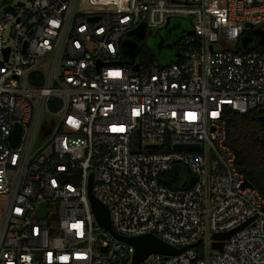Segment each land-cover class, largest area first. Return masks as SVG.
Returning <instances> with one entry per match:
<instances>
[{"label":"built area","instance_id":"obj_1","mask_svg":"<svg viewBox=\"0 0 264 264\" xmlns=\"http://www.w3.org/2000/svg\"><path fill=\"white\" fill-rule=\"evenodd\" d=\"M173 20L193 30L173 47L177 63L124 55L130 32ZM262 26L264 0H0V264H131L90 188L119 236L201 241L140 264H264V198L237 169L225 119L264 110V52L244 49ZM177 166L191 178L173 191L162 177ZM207 238L223 243L208 259Z\"/></svg>","mask_w":264,"mask_h":264},{"label":"trees","instance_id":"obj_2","mask_svg":"<svg viewBox=\"0 0 264 264\" xmlns=\"http://www.w3.org/2000/svg\"><path fill=\"white\" fill-rule=\"evenodd\" d=\"M173 21L171 28L175 29L179 27L178 31L181 35L183 33H193L190 21ZM255 51L264 52V47L255 48ZM172 55L170 61L164 64H156L167 66L177 63L178 60L174 50ZM157 57L161 58V55L156 56L155 54L146 53L141 48L134 61L139 65H149L154 64L155 60L158 59ZM225 119L227 124V141L236 154L237 169L264 198V123L261 120V114L257 110H252L247 115H240L230 109H226ZM182 174L190 177L186 168L177 166L173 174L162 177V182L173 191L181 190Z\"/></svg>","mask_w":264,"mask_h":264},{"label":"water","instance_id":"obj_3","mask_svg":"<svg viewBox=\"0 0 264 264\" xmlns=\"http://www.w3.org/2000/svg\"><path fill=\"white\" fill-rule=\"evenodd\" d=\"M170 26L169 24L162 30V31H169ZM153 33H150V35ZM130 36L135 38V41L132 40H126L123 43V48H124V55L130 59L134 60L136 55L139 53L140 48H139V43L143 42L147 39V31L145 24H142L139 26L137 29L134 31L130 32ZM163 42H160L159 45L161 46ZM254 48V43L253 40L250 36H247L244 38V49L246 50H251ZM168 49H172V46H168ZM9 50L7 51L6 58L8 57ZM137 70V66L134 68ZM259 114L263 115L264 110H260ZM261 120L264 123V116H261ZM20 135H21V127L19 125L16 126V132L11 136V143L13 147H17L19 144L20 140ZM147 149H157L156 146H149ZM175 150H190V149H199V146H175ZM92 182V178H91ZM248 185H250L248 183ZM90 197L92 200V206H93V211L96 215V219L98 224L105 230H107L109 233H111L116 240L121 241L123 243H126L134 248V254L132 258L131 264H140L143 262L145 259H147L150 255L152 254H160L164 256H177L181 253H183L185 250L189 248H196L201 244V241L198 243L192 245L189 248H184V249H175L160 239H158L155 236L152 235H145V236H140V237H134V238H126L119 236L115 234V232L112 230L111 223H110V215L108 209L100 204L98 201H96L92 195H91V188H90ZM45 209V205L42 207L41 212H43ZM44 217V216H42ZM247 224L243 225L241 228L236 229L235 231H232L230 233L226 234H221V235H215L213 237L214 240L217 241H225L229 239L232 235L237 233L239 230L244 228ZM213 243L212 247L213 249L218 250L219 252H222L223 250V243Z\"/></svg>","mask_w":264,"mask_h":264},{"label":"rangeland","instance_id":"obj_4","mask_svg":"<svg viewBox=\"0 0 264 264\" xmlns=\"http://www.w3.org/2000/svg\"><path fill=\"white\" fill-rule=\"evenodd\" d=\"M16 1H20L21 3L26 4V6L29 7L31 2L34 0H16ZM173 23H174V21H173ZM252 31H254V30H252ZM150 32H152V31L150 30L148 32L147 39L145 41L139 43V48H140V50L142 48L146 53L155 54L156 56H158L157 52L154 51V49H153L154 44L152 42V38L150 37L151 36ZM172 54H173L172 50L164 49L162 54H161V58L157 57L158 59L155 60V63L164 64V63L170 61L172 56H173ZM49 120H50L49 115H46V117L44 119V121H46V122H44L42 129L38 132V134L36 136V139L34 142V151L37 150L39 147L43 146L49 137V135H46V129L48 127H51L50 124H47V121H49ZM54 121H55L56 126H57L58 121H59V117H55ZM205 252H206L205 253L206 259L210 258V255H213V254L215 255L217 253L211 248V240L209 238L206 239Z\"/></svg>","mask_w":264,"mask_h":264},{"label":"flooded vegetation","instance_id":"obj_5","mask_svg":"<svg viewBox=\"0 0 264 264\" xmlns=\"http://www.w3.org/2000/svg\"><path fill=\"white\" fill-rule=\"evenodd\" d=\"M172 22L170 23V30L167 32L165 31H159L151 34L152 42L154 44V51L157 52V55H161L164 49L172 50L173 47L178 41V39L182 36L181 33H179V27L172 29ZM251 38L254 43V47H264V26L256 28ZM163 42V44L160 46L159 43ZM168 46H172V49H168Z\"/></svg>","mask_w":264,"mask_h":264}]
</instances>
